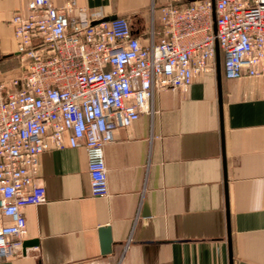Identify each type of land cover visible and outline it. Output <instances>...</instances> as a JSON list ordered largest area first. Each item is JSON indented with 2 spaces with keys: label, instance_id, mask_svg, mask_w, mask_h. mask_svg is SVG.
I'll use <instances>...</instances> for the list:
<instances>
[{
  "label": "crops",
  "instance_id": "0c3cea01",
  "mask_svg": "<svg viewBox=\"0 0 264 264\" xmlns=\"http://www.w3.org/2000/svg\"><path fill=\"white\" fill-rule=\"evenodd\" d=\"M167 1L77 0L128 16L145 40L152 9L158 23ZM26 2L0 0L4 71L17 65L9 20ZM152 106L105 146L108 196L91 193L84 147L40 155L45 198L25 209V242H36L0 264H231L229 230L233 264H264V77L223 74L222 111L214 71L197 74L187 91H157ZM103 226L112 230L109 254Z\"/></svg>",
  "mask_w": 264,
  "mask_h": 264
},
{
  "label": "built area",
  "instance_id": "2783aa9c",
  "mask_svg": "<svg viewBox=\"0 0 264 264\" xmlns=\"http://www.w3.org/2000/svg\"><path fill=\"white\" fill-rule=\"evenodd\" d=\"M169 0L147 40L128 16L91 12L77 0H27L9 20L12 71L0 68V260L23 253L25 209L41 203L36 182L47 149L84 147L93 196H108L105 146L159 90L187 91L216 72L217 43L228 79L264 77V0ZM216 24V29H215Z\"/></svg>",
  "mask_w": 264,
  "mask_h": 264
},
{
  "label": "water",
  "instance_id": "95a60500",
  "mask_svg": "<svg viewBox=\"0 0 264 264\" xmlns=\"http://www.w3.org/2000/svg\"><path fill=\"white\" fill-rule=\"evenodd\" d=\"M213 2V19L216 22V10H215V0ZM117 15H110L105 18V20L115 19ZM216 29V24H215ZM13 55V54H12ZM11 55H6V57ZM216 72H217V81H218V93H219V103L221 106V111L223 110V73H222V60H221V53L219 50V46L217 43V54H216ZM99 235L101 241V251L103 254H109L113 251V235L111 227L103 226L99 228ZM36 241H26L24 243V247L26 245L35 243ZM229 246H230V255H231V264H233V254H232V245H231V235L229 230Z\"/></svg>",
  "mask_w": 264,
  "mask_h": 264
},
{
  "label": "trees",
  "instance_id": "16d2710c",
  "mask_svg": "<svg viewBox=\"0 0 264 264\" xmlns=\"http://www.w3.org/2000/svg\"><path fill=\"white\" fill-rule=\"evenodd\" d=\"M221 60H222V62H223V58L221 57Z\"/></svg>",
  "mask_w": 264,
  "mask_h": 264
}]
</instances>
